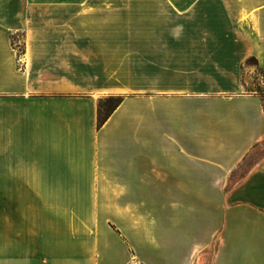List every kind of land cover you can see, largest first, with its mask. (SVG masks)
<instances>
[{
  "label": "crops",
  "instance_id": "1",
  "mask_svg": "<svg viewBox=\"0 0 264 264\" xmlns=\"http://www.w3.org/2000/svg\"><path fill=\"white\" fill-rule=\"evenodd\" d=\"M263 141L264 0H0V264H109L42 214L160 195L212 264H264V157L229 185Z\"/></svg>",
  "mask_w": 264,
  "mask_h": 264
},
{
  "label": "rangeland",
  "instance_id": "2",
  "mask_svg": "<svg viewBox=\"0 0 264 264\" xmlns=\"http://www.w3.org/2000/svg\"><path fill=\"white\" fill-rule=\"evenodd\" d=\"M248 63L255 65L256 61L249 58ZM254 88L259 86H251V89ZM263 157L264 141L257 145L234 171L229 185L235 184ZM218 200L220 204L222 198L218 197ZM107 203L108 200L106 202L103 198L93 197L90 198L91 206L88 212H58L42 216L43 220L56 222L57 228L52 234L58 237L59 242L71 240L75 243V248L81 247L77 242H89V245L83 246L89 250L92 263L106 261L109 264H212L218 245L216 236L207 241L200 242L197 239L198 242H190L186 238H180L176 226L168 230V223L165 222V196L151 198L148 205L143 198V203L135 207L123 206L121 212L100 211L103 208L112 209V203ZM13 219H17V214H10L11 222ZM1 220L0 213V223Z\"/></svg>",
  "mask_w": 264,
  "mask_h": 264
},
{
  "label": "trees",
  "instance_id": "3",
  "mask_svg": "<svg viewBox=\"0 0 264 264\" xmlns=\"http://www.w3.org/2000/svg\"><path fill=\"white\" fill-rule=\"evenodd\" d=\"M255 60L254 58H251ZM256 61V60H255ZM122 96H106L99 100L98 126H101L122 102Z\"/></svg>",
  "mask_w": 264,
  "mask_h": 264
}]
</instances>
